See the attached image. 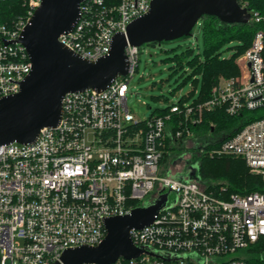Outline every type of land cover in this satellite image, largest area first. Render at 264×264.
<instances>
[{"label":"built area","instance_id":"obj_1","mask_svg":"<svg viewBox=\"0 0 264 264\" xmlns=\"http://www.w3.org/2000/svg\"><path fill=\"white\" fill-rule=\"evenodd\" d=\"M151 1L84 0L79 21L59 40L96 60ZM42 2L24 0L25 16L0 23V99L18 93L32 70L17 39ZM239 3L249 10L248 23L264 21L247 0ZM140 54L141 47L127 45L128 73L108 88L66 93L59 124L42 128L33 143L0 146V264H53L68 248L98 245L106 218L129 215L165 193L154 222L131 230L143 253L113 264H248L247 250L264 248L263 192L222 197L196 179L162 174L169 149L198 141L192 126L217 110L256 118L210 149L199 145L201 153L241 158L264 181V29L257 28L236 58L239 76L221 77L203 102H172L165 114L146 119L135 118L128 106Z\"/></svg>","mask_w":264,"mask_h":264},{"label":"water","instance_id":"obj_2","mask_svg":"<svg viewBox=\"0 0 264 264\" xmlns=\"http://www.w3.org/2000/svg\"><path fill=\"white\" fill-rule=\"evenodd\" d=\"M83 1L43 0L22 30L17 42L26 48L32 70L18 93L0 99V146L33 143L42 128L57 126L66 93L104 90L125 76L129 69L128 44L141 47L187 38L204 15H214L231 24L248 23L250 19L249 10L241 7L239 0H152L146 14L134 19L126 32L114 35L108 54L90 60L59 40L79 21ZM195 171L190 173L193 179ZM167 196L161 194L129 215L106 218V236L101 243L68 248L53 264H113L121 257L140 256L143 249L134 244L131 230L151 225Z\"/></svg>","mask_w":264,"mask_h":264},{"label":"trees","instance_id":"obj_3","mask_svg":"<svg viewBox=\"0 0 264 264\" xmlns=\"http://www.w3.org/2000/svg\"><path fill=\"white\" fill-rule=\"evenodd\" d=\"M251 9L258 11L264 16V0H247ZM27 14V6L24 0H0V23L11 24L13 20ZM257 28L264 29V21L255 26L252 23H226L217 16L204 15L196 27L202 31L204 36V50L200 52V46H186L183 50L182 44L171 48L169 51L173 56L169 58L176 62L173 72L181 70L184 72L181 87L190 83L192 89L187 95H184L177 102L194 100L203 102L211 96L214 85L221 77H236L240 75L239 66L236 64V58L243 54L251 45L254 33ZM185 38L176 40L183 41ZM172 41V42H176ZM157 44V43H149ZM199 50L196 53V50ZM227 50H231L230 56L226 55ZM190 69L187 73L185 67ZM156 101L164 100L169 102L165 96H153ZM170 110V105L162 108H155L151 111L149 117L163 115ZM256 116L242 113V116H229L223 111H211L204 114V120L199 125H193L195 133L200 130L217 131V141L225 140L246 123L255 119ZM214 123V126L211 125ZM224 135V136H223ZM212 147L211 144L206 146ZM167 159V154L162 162ZM198 171L201 176L199 181L204 185L205 180L218 181L221 183L208 184L207 189L215 193H221L222 197H228L231 193L247 194L253 191L264 193V181L250 172L246 162L233 156H214L210 157L206 152L200 157ZM191 178V177H190ZM193 179V178H191ZM205 186V185H204ZM248 264H264V248L256 246L246 252Z\"/></svg>","mask_w":264,"mask_h":264},{"label":"rangeland","instance_id":"obj_4","mask_svg":"<svg viewBox=\"0 0 264 264\" xmlns=\"http://www.w3.org/2000/svg\"><path fill=\"white\" fill-rule=\"evenodd\" d=\"M182 44V48L178 49V52L183 50L186 46L197 47L200 46V52L204 50V36L201 30L196 29L192 36H188L183 41L167 42L161 44H144L141 46V54L138 70L129 83L128 93V106L132 114L137 119H146L151 114V111L155 108H162L169 105L172 102L178 101L184 95H187L192 86L190 83L181 87L183 81V74L181 70L173 72L176 62H173L169 58L173 56V53L169 50L173 47ZM196 50V53L199 51ZM231 50H227L226 55L230 56ZM187 73L190 69L186 66ZM165 96L169 98V102L164 100L156 101L153 96ZM188 100L187 102H191ZM214 126V123L211 124ZM217 131L200 130L195 133L194 137H197L198 141L189 140L185 144H180L169 149L167 159L162 164V174L170 175L176 173L175 167L186 165L191 171H195V179L200 181L201 176L198 171V164L200 157L203 155L199 145L210 144L213 141H217ZM224 136V135H223ZM193 139V138H192ZM195 168V169H194ZM181 176V173H178ZM221 183V180L210 181L205 180L204 185ZM176 193L170 192L169 197L171 199L176 198ZM151 195L147 197L145 202H148Z\"/></svg>","mask_w":264,"mask_h":264},{"label":"flooded vegetation","instance_id":"obj_5","mask_svg":"<svg viewBox=\"0 0 264 264\" xmlns=\"http://www.w3.org/2000/svg\"><path fill=\"white\" fill-rule=\"evenodd\" d=\"M175 169V171H177L176 173H181L187 177H190V173L192 172L191 169L186 165L175 167Z\"/></svg>","mask_w":264,"mask_h":264}]
</instances>
